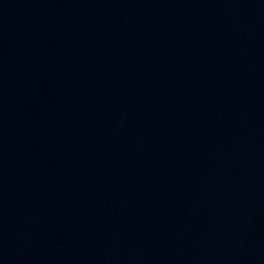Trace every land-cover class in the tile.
I'll list each match as a JSON object with an SVG mask.
<instances>
[{
    "label": "water",
    "instance_id": "water-1",
    "mask_svg": "<svg viewBox=\"0 0 264 264\" xmlns=\"http://www.w3.org/2000/svg\"><path fill=\"white\" fill-rule=\"evenodd\" d=\"M0 264H264V0H0Z\"/></svg>",
    "mask_w": 264,
    "mask_h": 264
}]
</instances>
